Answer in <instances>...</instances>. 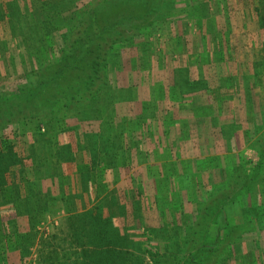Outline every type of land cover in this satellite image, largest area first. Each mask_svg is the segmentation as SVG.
I'll use <instances>...</instances> for the list:
<instances>
[{
  "label": "rangeland",
  "instance_id": "obj_1",
  "mask_svg": "<svg viewBox=\"0 0 264 264\" xmlns=\"http://www.w3.org/2000/svg\"><path fill=\"white\" fill-rule=\"evenodd\" d=\"M149 3L137 33L95 38L93 18ZM81 21L96 29L81 36ZM64 34L74 55L115 45L94 107L66 105L74 66L54 80ZM9 147L8 189L44 216L25 252L11 236L27 219L0 202V264L74 256L71 216L98 207L122 239L119 264H264V0H0Z\"/></svg>",
  "mask_w": 264,
  "mask_h": 264
},
{
  "label": "trees",
  "instance_id": "obj_2",
  "mask_svg": "<svg viewBox=\"0 0 264 264\" xmlns=\"http://www.w3.org/2000/svg\"><path fill=\"white\" fill-rule=\"evenodd\" d=\"M157 7L158 6L156 4L149 3L147 7L141 8L140 10H135L129 14L126 13L120 15L119 19L114 17V19L110 22H105L106 20L109 21V18L98 19V17H95L92 19V23L97 27L102 25V27L100 28L101 31H98V33H96L95 38L101 41H121L122 37L124 38L125 34L130 30L133 34L134 32L137 33L138 29H140V25L144 23V21H147L151 17V14L156 12ZM18 21H20L19 18ZM86 23L87 21L79 22L77 32L80 33L81 36L89 32L87 31V28H94V26H90L91 24L87 25ZM95 29L96 28H94V30ZM62 38L64 41V47L62 46L59 50V53H61L62 55L56 63L58 66V71L56 73V76L54 73V80L56 79V77L57 79H59L65 70L71 69L72 66H74L75 69L79 70V72H82V76H80L76 80L72 78H66L67 81H69L67 85H69L70 88V93L67 92L66 96L64 95L66 105H70L72 101H77V107H79L81 110L84 107H94L96 106L99 99V87H101L97 86V82H101L100 85H102L103 78V75H101L102 72H100L99 70L106 69L112 62L107 58L112 57V49L115 45L105 48L100 44H94V42L92 41V48L90 50L82 51L81 53L74 55V53L72 52L73 46L65 47V45L68 44V36L64 34ZM84 38L85 37H81L80 40ZM77 56H81V59H79L80 61L76 60ZM81 64L84 66H81ZM104 85L106 86L107 84H103L101 87L102 89L104 88ZM40 96L41 94H35V97ZM88 97L90 98V101H87V103L83 105V102H86ZM54 107H56L55 104ZM86 116L89 117L88 114L84 117ZM7 149V153L6 151L0 153V162L3 165V170L0 171V202L6 201L12 204L14 203V210L16 209L18 214L25 216V218L27 219V222H25L27 230H24V233H21L17 229L16 231H13V234L11 236V240L13 239L16 245L20 248H24L23 250L26 252V249L30 251V249L35 245V241L38 236V227L41 224V220H43L44 209L41 205L32 206L30 202L18 203L21 197L19 188L15 186L12 189L14 191V196L12 195L11 190L8 189V184L4 176L7 175L6 173H9L11 170L10 155L11 157L13 156V148L9 147ZM7 157L9 158V160H7ZM95 162L96 157H93V160H91V164H96ZM12 176L13 178H15V175L12 174ZM60 191H63V187L60 188ZM103 218L104 217L100 213L99 207L91 209L90 211L88 210L81 213L77 212L72 215L70 220L74 221V226L76 227L75 233L71 237L72 242L80 247L81 250H77L74 256L69 253H65L61 257L56 254L57 252H53L51 254L49 253L48 255H46L45 252L40 253V255H38L39 258L36 259V264H119V258H122L121 256H123L122 253L118 250L119 246H122V239L118 236L117 233H115L114 235L110 233V231L108 230L109 225L108 223H106V221H104ZM88 220H90L91 222H89ZM3 235V223L0 222V252H2V254H0V259H3L2 257L5 251V246L3 247L1 245L4 238ZM52 246L55 247L54 245ZM6 248L7 246L5 247V249ZM91 248L94 249V252L91 256H88L87 253ZM207 254L209 253L206 252L204 256ZM195 259V257H192L191 259V262L193 264L196 261Z\"/></svg>",
  "mask_w": 264,
  "mask_h": 264
}]
</instances>
